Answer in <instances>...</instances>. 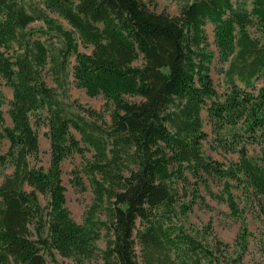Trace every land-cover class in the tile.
<instances>
[{
    "label": "trees",
    "instance_id": "1",
    "mask_svg": "<svg viewBox=\"0 0 264 264\" xmlns=\"http://www.w3.org/2000/svg\"><path fill=\"white\" fill-rule=\"evenodd\" d=\"M181 1L171 16L157 12L155 0H0V81L12 92L7 125L0 91V150L8 142L0 174L13 169L0 183V264H67L57 257L83 264L97 255L101 264H139L136 247L141 264H242L251 233L232 189L264 218V150L256 158L247 152L264 142V0ZM207 23L227 64L222 99L210 76ZM71 58L75 87L103 96L109 122L60 99ZM203 110L215 146L237 154V162L226 166L205 155ZM34 126L48 128L47 170L29 163L39 153ZM87 152L82 172L93 201L80 224L65 205L61 164ZM189 176L196 184L203 176L224 181L220 194L204 188L240 220L231 252L185 227L199 198L196 187L188 204L180 201ZM71 183L84 190L80 174ZM256 245L264 255V231Z\"/></svg>",
    "mask_w": 264,
    "mask_h": 264
},
{
    "label": "rangeland",
    "instance_id": "2",
    "mask_svg": "<svg viewBox=\"0 0 264 264\" xmlns=\"http://www.w3.org/2000/svg\"><path fill=\"white\" fill-rule=\"evenodd\" d=\"M233 3H236V0H232ZM182 5L181 0H155V10L157 12L165 11L171 16L178 15L179 8ZM66 29H69V26L65 21L53 15ZM34 28L41 27L40 23L32 25ZM205 31L208 37L209 50L213 53V59L210 64V76L213 80V84L217 95L219 98H223L227 92V84L225 81L224 71L227 68V64L221 63L219 61V56L217 49L214 45L213 37V26L210 23H207L205 26ZM249 32L253 37H259L260 34L255 30V28H249ZM46 37H41V40L45 41ZM79 51L84 53H90L91 47H82L78 46ZM74 65V58L70 59L69 63V77H68V91L67 94H60V99L67 104H72L76 102L84 108H90L96 110L97 112L103 113L107 122H109V104L106 103L103 96L99 95L96 97H89L83 89H78L75 87L73 78H72V67ZM44 79L47 85L51 88H56L55 83L53 82L52 76L48 71V68L43 72ZM260 85V82H258ZM0 91L5 96L6 104L2 107L4 119L7 125H10V119L7 114L8 103L12 99L11 89L5 84L4 81H0ZM130 101H137V98H128ZM203 119V129L208 134V138L203 142V151L205 155L209 156L212 160L222 163L224 165H229L233 162L238 161V155L235 153H226L222 149L215 146L213 142V135L211 133V126L207 120V113L205 110L201 113ZM34 130L38 136V146L39 153L37 160H34L32 157L29 158V163L31 167L43 168L47 170L50 163V144L46 136L48 128L46 126H34ZM74 133V132H73ZM78 138V135L74 133ZM8 142L4 140L1 145L0 155L4 154L7 151ZM264 150V142L260 144H250L247 145L248 156L251 158H256L260 156L261 152ZM91 158V153L87 152L85 155L80 156L74 154L67 159H65L61 164V179L62 184L65 187V205L70 212L71 217L75 222L82 223L83 216L87 208L91 205L93 201V192L88 178L82 172V167L85 162ZM13 169L8 168L0 174V183L3 181L5 176H8L12 173ZM80 174L84 190L76 188L72 185L71 180L74 178L75 174ZM204 182L198 183L195 182L189 176V183L184 186H179L181 189V203L188 204L189 201L193 198L192 194L194 193L195 188L198 189L199 198L193 204L191 211L186 218L182 219L185 227L192 234H197L201 232L205 236V240L212 242L213 237L221 241L224 244L230 245V252L233 250V243L240 229V220L234 219L230 215V211L226 204L219 203L216 200L212 199L206 192L204 184L209 185L210 190L215 194H220L223 188L224 181H220L216 178L203 176ZM233 195L236 197L237 202L242 210L243 217L247 224V228L251 233L249 237V248L248 252L245 254L242 264H264V255L258 251L256 242L261 238L262 232L264 231V218L259 212V208L254 201L245 202L244 197L242 196L241 191L238 188L232 189ZM40 202L43 206L47 204V200L43 196H39ZM264 206V203H263ZM104 219V216H101ZM209 231L211 236H207L206 232ZM97 247L100 250L105 248V239L102 236L99 241H97ZM138 262L140 263V253L139 248L136 247ZM59 262H65L67 264H76L70 259H62L57 257ZM49 261V259H48ZM101 258L97 255L95 258L85 261L83 264H101ZM51 264V263H49Z\"/></svg>",
    "mask_w": 264,
    "mask_h": 264
}]
</instances>
